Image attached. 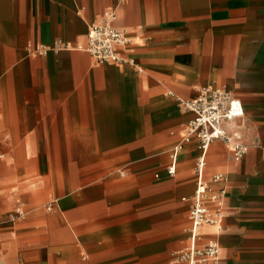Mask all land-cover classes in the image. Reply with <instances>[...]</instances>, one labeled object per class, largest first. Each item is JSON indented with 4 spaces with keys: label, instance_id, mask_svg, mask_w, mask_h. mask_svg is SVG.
<instances>
[{
    "label": "crops",
    "instance_id": "0c3cea01",
    "mask_svg": "<svg viewBox=\"0 0 264 264\" xmlns=\"http://www.w3.org/2000/svg\"><path fill=\"white\" fill-rule=\"evenodd\" d=\"M106 11L134 67L77 50ZM206 87L241 102L248 152L210 144L222 229L198 246L264 264V0H0V219L25 212L0 225V264H173L199 151L184 143L173 177L169 152L192 118L180 102Z\"/></svg>",
    "mask_w": 264,
    "mask_h": 264
},
{
    "label": "built area",
    "instance_id": "2783aa9c",
    "mask_svg": "<svg viewBox=\"0 0 264 264\" xmlns=\"http://www.w3.org/2000/svg\"><path fill=\"white\" fill-rule=\"evenodd\" d=\"M116 13L106 11L98 23L90 24L86 45L77 50L87 53L101 66L118 64L134 67L133 60L120 56L118 48L125 46L128 39L125 32L115 27ZM140 71V70H138ZM183 111L192 114L186 124V134L169 152L167 174L175 175L178 154L184 143L196 140L199 154L194 165L195 188L190 198L188 246L172 256L173 264H219V246L216 241H208L198 246L201 239L200 228L213 226L220 231L223 217L225 190H214L212 184L219 183L222 176L215 175L209 181L204 179L205 155L215 141H220L230 149L231 158L240 161L248 152L242 143L241 126L238 121L244 116L241 102L221 87H206L198 90L196 98L181 101ZM185 201V199H183ZM25 212L17 208L0 219V225L23 219Z\"/></svg>",
    "mask_w": 264,
    "mask_h": 264
},
{
    "label": "bare ground",
    "instance_id": "6f19581e",
    "mask_svg": "<svg viewBox=\"0 0 264 264\" xmlns=\"http://www.w3.org/2000/svg\"><path fill=\"white\" fill-rule=\"evenodd\" d=\"M207 152H208V150H207ZM207 152H206V155H205V161H206Z\"/></svg>",
    "mask_w": 264,
    "mask_h": 264
}]
</instances>
